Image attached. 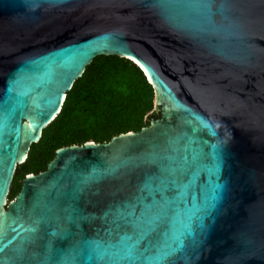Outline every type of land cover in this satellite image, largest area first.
Returning a JSON list of instances; mask_svg holds the SVG:
<instances>
[{
	"label": "water",
	"instance_id": "95a60500",
	"mask_svg": "<svg viewBox=\"0 0 264 264\" xmlns=\"http://www.w3.org/2000/svg\"><path fill=\"white\" fill-rule=\"evenodd\" d=\"M99 55L159 118L57 149L7 202ZM0 264H264V0H0Z\"/></svg>",
	"mask_w": 264,
	"mask_h": 264
},
{
	"label": "trees",
	"instance_id": "16d2710c",
	"mask_svg": "<svg viewBox=\"0 0 264 264\" xmlns=\"http://www.w3.org/2000/svg\"><path fill=\"white\" fill-rule=\"evenodd\" d=\"M159 115L153 88L138 65L116 55L94 57L65 93L59 112L39 140L31 144L26 159L17 164L8 199L19 192L26 175L46 169L57 149L108 142L119 134L139 131L148 125L147 119Z\"/></svg>",
	"mask_w": 264,
	"mask_h": 264
},
{
	"label": "snow or ice",
	"instance_id": "6c2138e0",
	"mask_svg": "<svg viewBox=\"0 0 264 264\" xmlns=\"http://www.w3.org/2000/svg\"><path fill=\"white\" fill-rule=\"evenodd\" d=\"M210 204H211L210 200H206L205 201V207L210 206ZM200 210L201 209L198 208L196 211L198 212ZM193 216H195V213H193ZM191 222H192V217L189 218V223L184 225L185 231H190L191 230ZM177 240H179V238H177Z\"/></svg>",
	"mask_w": 264,
	"mask_h": 264
},
{
	"label": "rangeland",
	"instance_id": "374dc122",
	"mask_svg": "<svg viewBox=\"0 0 264 264\" xmlns=\"http://www.w3.org/2000/svg\"><path fill=\"white\" fill-rule=\"evenodd\" d=\"M9 201L8 197H7V202Z\"/></svg>",
	"mask_w": 264,
	"mask_h": 264
}]
</instances>
